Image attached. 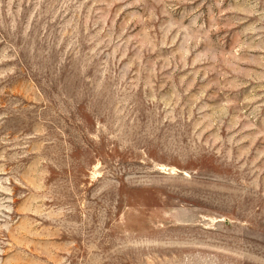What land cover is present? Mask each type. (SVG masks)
Instances as JSON below:
<instances>
[{"label": "rangeland", "instance_id": "374dc122", "mask_svg": "<svg viewBox=\"0 0 264 264\" xmlns=\"http://www.w3.org/2000/svg\"><path fill=\"white\" fill-rule=\"evenodd\" d=\"M0 264H264V0H0Z\"/></svg>", "mask_w": 264, "mask_h": 264}]
</instances>
